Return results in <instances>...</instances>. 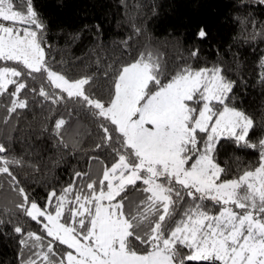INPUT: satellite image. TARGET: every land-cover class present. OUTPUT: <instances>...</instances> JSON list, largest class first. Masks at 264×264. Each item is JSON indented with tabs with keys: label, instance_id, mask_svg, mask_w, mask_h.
<instances>
[{
	"label": "snow or ice",
	"instance_id": "1",
	"mask_svg": "<svg viewBox=\"0 0 264 264\" xmlns=\"http://www.w3.org/2000/svg\"><path fill=\"white\" fill-rule=\"evenodd\" d=\"M120 4L127 15L128 0ZM233 7L236 42L255 51L264 21L249 10L264 0ZM50 39L36 0H0V125L39 105L53 167L77 154L84 161L39 196L26 172L39 166L0 142V194H10L0 236L15 241V264H264V117L241 106L249 83L233 45L211 62L195 47L171 67L147 47L126 61L96 56L71 76ZM256 83L264 88V51ZM238 150L256 159L245 163Z\"/></svg>",
	"mask_w": 264,
	"mask_h": 264
},
{
	"label": "trees",
	"instance_id": "2",
	"mask_svg": "<svg viewBox=\"0 0 264 264\" xmlns=\"http://www.w3.org/2000/svg\"><path fill=\"white\" fill-rule=\"evenodd\" d=\"M36 2L50 23V42L55 43L59 49L57 59L62 57L67 62L71 76L82 75L84 65L91 64L96 56L107 57L109 60L120 57L126 61L131 58L128 52L135 56L147 47L161 54L171 67L179 56L186 57L195 47L200 49L202 58L211 62L216 59V49L223 52L229 45H233L232 51L239 53L240 74L249 83L246 91H241V106L257 121L264 117V88L256 83V64L258 56L264 51V43L259 40L254 42L256 50L253 51L249 45L236 42L239 26L233 17L241 13L235 12L234 0H128L130 8L127 15L120 0ZM135 6H139L138 10ZM249 11L257 21H264V7H253ZM133 23L142 28L139 35L134 33ZM96 24L101 26L99 36L94 28ZM200 27L209 33L206 40L201 41L195 36ZM75 33H81V39L75 43L68 42V36ZM129 37V47L124 50L121 41ZM98 42H102V48H97ZM92 49H96L95 54ZM93 70L94 66L89 69ZM4 114L0 108V117ZM45 115L47 112L42 113L39 105H30V109L21 110L18 121H12L14 130L12 125H0V142L9 144L10 154L24 155L26 160L39 166L38 173L26 169L29 183L36 181L32 186L39 196L45 194V185L59 187L67 183L73 167H83L84 164L77 154L76 158L67 156L57 167H53L57 151L52 147V139L40 133L41 125L46 123ZM231 154L229 149L228 155ZM235 154L245 163L256 159V154L250 151L238 150ZM19 174L23 178L24 173ZM9 198V193L0 194V202L7 203ZM32 229H36L34 222ZM5 231L10 229L6 228ZM16 250L17 245L13 239L0 236V264H15Z\"/></svg>",
	"mask_w": 264,
	"mask_h": 264
}]
</instances>
